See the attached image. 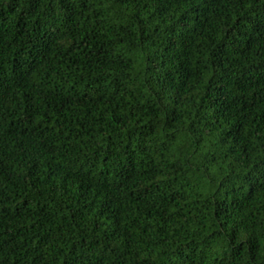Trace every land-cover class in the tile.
Returning <instances> with one entry per match:
<instances>
[{"label":"trees","instance_id":"trees-1","mask_svg":"<svg viewBox=\"0 0 264 264\" xmlns=\"http://www.w3.org/2000/svg\"><path fill=\"white\" fill-rule=\"evenodd\" d=\"M0 264H264V0H0Z\"/></svg>","mask_w":264,"mask_h":264}]
</instances>
